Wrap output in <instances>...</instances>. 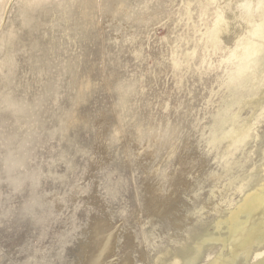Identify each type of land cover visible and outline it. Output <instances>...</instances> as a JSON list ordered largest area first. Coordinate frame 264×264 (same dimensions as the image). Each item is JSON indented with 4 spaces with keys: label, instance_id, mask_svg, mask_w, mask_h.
<instances>
[{
    "label": "rangeland",
    "instance_id": "1",
    "mask_svg": "<svg viewBox=\"0 0 264 264\" xmlns=\"http://www.w3.org/2000/svg\"><path fill=\"white\" fill-rule=\"evenodd\" d=\"M261 11L264 0H0V264H83L104 214L95 197L125 222L118 250L127 231L144 241L133 211L148 182L170 195L184 176L178 209L206 200L218 167L203 135L240 95L228 77L257 66L227 46ZM256 200L264 224V185Z\"/></svg>",
    "mask_w": 264,
    "mask_h": 264
},
{
    "label": "bare ground",
    "instance_id": "2",
    "mask_svg": "<svg viewBox=\"0 0 264 264\" xmlns=\"http://www.w3.org/2000/svg\"><path fill=\"white\" fill-rule=\"evenodd\" d=\"M261 13L253 21L251 18L246 21L245 28L233 35V46H227L233 50L236 61L254 62L257 66L248 64L245 70H238L242 73L228 77V87L237 83L240 95L233 97L227 87L230 101L221 104L208 135H203V152L213 154L218 167L207 199L198 203L201 195L197 192L188 198L191 205L178 209L174 205L179 188L188 186L184 176H178L176 190L170 195L148 182L145 209L138 207L133 211L135 221L142 227L144 241L138 242L135 233L127 231L118 250V234L125 222L115 223L106 203L95 197L104 214L91 219L90 238L82 246L83 264H137V255L141 264H210L213 261L264 264V234L258 233L264 224L256 200L257 187L264 185V133L260 130L264 122V15ZM251 32L252 42L259 45L257 51L248 46ZM245 111H248L246 116ZM179 169L178 174L191 170L183 161ZM171 210L179 213L174 225L164 219ZM143 215L159 216L162 219L159 229L144 225ZM228 241L230 255L225 253Z\"/></svg>",
    "mask_w": 264,
    "mask_h": 264
}]
</instances>
